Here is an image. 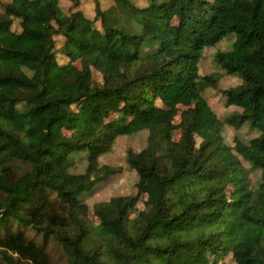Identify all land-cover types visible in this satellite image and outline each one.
Returning <instances> with one entry per match:
<instances>
[{"label":"trees","instance_id":"16d2710c","mask_svg":"<svg viewBox=\"0 0 264 264\" xmlns=\"http://www.w3.org/2000/svg\"><path fill=\"white\" fill-rule=\"evenodd\" d=\"M82 1L0 0V264H264V0H114L93 18ZM85 24L99 26L88 41ZM229 34L215 61L241 83L223 91L232 112L221 119L203 96L220 75L201 76L199 63ZM164 90L197 99L177 141L155 133ZM113 111L132 124L104 125ZM246 128L258 136L240 139ZM143 132L146 146L127 154L137 194L90 213L84 198L109 175L101 158ZM80 154L89 165L71 173ZM243 161L260 173L254 185Z\"/></svg>","mask_w":264,"mask_h":264},{"label":"rangeland","instance_id":"374dc122","mask_svg":"<svg viewBox=\"0 0 264 264\" xmlns=\"http://www.w3.org/2000/svg\"><path fill=\"white\" fill-rule=\"evenodd\" d=\"M7 2L8 0H3ZM132 2L139 6H147L148 0H132ZM99 4L101 8H107L114 4V0H83L81 3V11L85 14L86 17L93 18L95 15V6ZM62 8L64 11L69 12L70 5L67 2H62ZM1 9V6H0ZM18 30V26L14 27ZM82 34H85L83 38L88 41L91 33L98 34L99 26L98 24L87 25L85 24L81 30ZM236 38L235 34H229L221 42L217 44L215 48H207L205 55L202 57L199 63V73L201 76L210 75L217 73L220 75V81L217 88H208L203 93V96L211 104L212 109L221 119H225L229 114H231L232 109L228 108L226 105L225 94L223 91L227 90L230 87L238 86L241 82L238 76L227 75L224 71L218 66L215 61V56L220 51H228L232 48L234 40ZM63 38H57L56 42V57L57 61L61 64L67 63V58L61 55L58 51L61 49L63 44ZM94 77L98 81H101V75L94 71ZM197 99L193 96L179 97L174 93L164 90L160 92L157 105L160 109L159 113V123L155 133L157 135L166 137L170 140L177 141L180 135V124H181V115L189 107H192L196 104ZM20 110H25L27 106L25 104H19L18 107ZM104 125H108L111 128L125 127L132 124V122L127 121L121 114L113 111L109 118L103 121ZM250 124V123H249ZM135 128V127H132ZM208 132V125L205 120L202 121L201 126L199 127L196 133V139L201 142L205 135ZM237 134H234L232 129L225 128L224 136L226 142L231 146L233 139ZM239 138L249 142L258 136L257 132L254 129L246 128L238 134ZM149 133H139L134 136H125L120 137L116 140V143L113 147L112 152L108 155L103 156L100 162L102 166H106L109 175L104 178L103 181L96 184L94 189L84 198L85 204L89 207V212L93 211L95 205L100 203L109 202L114 197L120 196H135L137 194L136 182L138 176L136 173L128 166L127 163V154L128 152H139L142 150L147 143ZM264 147V142L262 143ZM73 164L70 168V172L74 174H83L85 173L88 167V161L85 155L80 154L72 158ZM173 161V156L171 154H166L162 156V167L165 169H170ZM243 165L249 173L252 184L256 183L260 178V173L258 171L252 170L251 166L248 163L243 161ZM237 196L242 191V188L239 187L236 190ZM238 194V195H237ZM148 207V198L146 195H141L138 203L132 210V215H137L141 210H144ZM85 208L79 209L80 217L85 221V223L93 228L97 226L100 221L92 216Z\"/></svg>","mask_w":264,"mask_h":264}]
</instances>
